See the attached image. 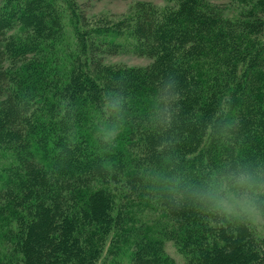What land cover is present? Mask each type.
<instances>
[{
	"label": "trees",
	"instance_id": "1",
	"mask_svg": "<svg viewBox=\"0 0 264 264\" xmlns=\"http://www.w3.org/2000/svg\"><path fill=\"white\" fill-rule=\"evenodd\" d=\"M165 1L0 0V264H264V228L200 200L264 174V0ZM127 52L150 62L103 61Z\"/></svg>",
	"mask_w": 264,
	"mask_h": 264
},
{
	"label": "clouds",
	"instance_id": "2",
	"mask_svg": "<svg viewBox=\"0 0 264 264\" xmlns=\"http://www.w3.org/2000/svg\"><path fill=\"white\" fill-rule=\"evenodd\" d=\"M102 100L105 119L118 117L111 123L101 121L96 132L98 141L110 146L122 128L123 118L119 114L123 111L124 97L115 93L110 97L104 95ZM261 197H264V174L241 173L229 175L218 187L201 194L200 200L215 215L259 225L264 224V200Z\"/></svg>",
	"mask_w": 264,
	"mask_h": 264
},
{
	"label": "rangeland",
	"instance_id": "3",
	"mask_svg": "<svg viewBox=\"0 0 264 264\" xmlns=\"http://www.w3.org/2000/svg\"><path fill=\"white\" fill-rule=\"evenodd\" d=\"M139 1L144 0H74L76 5L80 8L85 18L89 22L95 23L98 20H102L103 24L110 25L114 21L121 20L124 16L128 15L130 11ZM151 1L160 7L166 5L165 0H146ZM215 2H222V5H226L231 0H212ZM239 7L230 6L225 10L226 14L231 15L238 12ZM111 22V23H110ZM110 23V24H108ZM103 61L106 64H125L135 66H145L150 60L143 56L134 55L132 52L118 53L105 55ZM258 231L264 228V224H255ZM167 252H169L177 261L182 260L181 254L176 252V248L171 241L166 243Z\"/></svg>",
	"mask_w": 264,
	"mask_h": 264
}]
</instances>
